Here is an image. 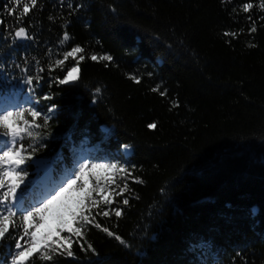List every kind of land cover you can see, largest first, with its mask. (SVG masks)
<instances>
[{"label": "trees", "instance_id": "obj_1", "mask_svg": "<svg viewBox=\"0 0 264 264\" xmlns=\"http://www.w3.org/2000/svg\"><path fill=\"white\" fill-rule=\"evenodd\" d=\"M9 2L0 0V94L22 90L44 113L57 106L41 130L45 147L26 162L29 179L63 173L81 151L131 172L116 173L121 187L128 183L116 197L120 217L97 216L73 256L49 253L51 261L31 264H264L260 0H38L21 21L32 37L23 40L8 38ZM245 2L254 5L248 13ZM69 4L82 7L69 15ZM76 45L113 60L86 58L76 82L53 83L64 75L54 61ZM29 74L42 77L31 93ZM13 249L11 239L0 242V264H10Z\"/></svg>", "mask_w": 264, "mask_h": 264}, {"label": "snow or ice", "instance_id": "obj_2", "mask_svg": "<svg viewBox=\"0 0 264 264\" xmlns=\"http://www.w3.org/2000/svg\"><path fill=\"white\" fill-rule=\"evenodd\" d=\"M20 2L21 0H10L9 4L5 5L8 16L15 20L14 24L5 25V28L9 32L8 38L31 39L21 21L38 6V0L24 3L22 11L18 12L13 4L20 5ZM68 7L71 15L72 11L82 5L69 4ZM253 7V3L245 2L241 10L248 13ZM259 7L264 9V0H260ZM233 12H236L235 8ZM249 20H251L250 16ZM3 24L4 19L0 17V25ZM255 31V26L249 28V32ZM223 35L234 37L236 33L226 31ZM69 41L70 35L64 31L60 43L64 45ZM85 51L80 45L64 50L62 58L54 61V66L60 67L64 75L63 78H54L53 83L68 85L76 82L80 78V62L86 58L92 61L113 60L111 55L98 57L96 54H91L86 57ZM70 59L74 61L73 65L65 67V62ZM52 68L53 65H50L49 71ZM40 71L43 72L44 69L41 68ZM132 78L136 83L141 82L138 77ZM41 79L42 77H33L30 74L26 77L25 82L30 86V93L33 91L31 86L34 83L39 84ZM99 91L100 89H97V92ZM152 91H159V88H153ZM160 95L166 96V90L160 91ZM42 99L50 100L52 97L45 95ZM27 103L29 106L24 107L18 102L9 101L7 97L0 99V242L7 239L14 242V249L9 253L10 264H31L32 259L37 256L51 261L53 256L49 253L59 255L66 253L69 257L73 256V243L78 242L83 236L85 226H93L97 216L109 217L113 212L116 217L122 215V209L115 206L116 197H124L128 183L124 182L121 187L117 183L116 173H127L131 176L129 168L119 161L93 162L90 156L81 151L74 155L73 166L65 169L59 180L51 177L50 168L49 174L44 179H29L26 162L32 161L35 154L45 147L39 142L46 135L41 130L49 126L48 122L57 106L50 105L47 113H44L35 106L31 95ZM38 120H42V123ZM147 127L155 129L157 124L149 123ZM28 138H31L30 141L25 143ZM128 147L125 145V150ZM34 162L40 166L49 163ZM120 203L128 205L129 200L123 198ZM94 226L101 227L98 223ZM104 231L110 236L114 235L107 228H104ZM115 238L120 239L119 236ZM81 247L83 248V244ZM88 247L90 248L91 245Z\"/></svg>", "mask_w": 264, "mask_h": 264}, {"label": "rangeland", "instance_id": "obj_3", "mask_svg": "<svg viewBox=\"0 0 264 264\" xmlns=\"http://www.w3.org/2000/svg\"><path fill=\"white\" fill-rule=\"evenodd\" d=\"M74 83V82H73ZM70 84H72V83H70ZM129 154H130V152H128ZM99 162H113V161H111L110 159H102L101 161H99ZM51 177L53 178V179H55V180H59L60 179V176L59 177H53L52 175H51ZM101 204H103L102 202H101Z\"/></svg>", "mask_w": 264, "mask_h": 264}]
</instances>
